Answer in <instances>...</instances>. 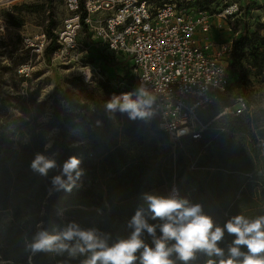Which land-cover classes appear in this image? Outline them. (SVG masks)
Here are the masks:
<instances>
[{
	"label": "rangeland",
	"instance_id": "1",
	"mask_svg": "<svg viewBox=\"0 0 264 264\" xmlns=\"http://www.w3.org/2000/svg\"><path fill=\"white\" fill-rule=\"evenodd\" d=\"M176 1L189 13L208 12L213 23L210 38L231 41L233 50L243 32L249 36L234 57L238 61L234 71L242 70L243 80L233 78L230 89L218 93L204 113V119L213 123L199 141H174L154 132L148 117L132 119L119 108L108 109L114 96L123 103V95L131 93L130 99L136 100L133 91L121 84L131 74V59L120 63L105 52L103 62L100 55L87 59L88 54H83L79 63L64 64L54 59V53L48 57L46 51L37 55L27 49L24 40L48 28L55 34L62 25L67 15L63 0H17L13 14L2 12L22 26L10 24L6 36L0 35V154L5 149L1 139L3 143L9 139L23 157L15 166L12 208L6 210L0 202V264L31 263L35 252L30 245L43 231L50 194V169L41 175L32 163L37 154L44 156L38 141L47 151L62 140V134L69 147L83 145L89 150L87 158L79 159L78 171L86 186L105 202L110 193L113 200L123 199L132 188L158 197L174 196L186 181L178 178L179 172L187 167L202 178L219 206L234 205L237 216L254 220L252 210H258L262 202L254 195L258 189L248 191L247 185L258 166L252 134L263 144L260 159L264 165V137L260 135L264 130V68L254 67L249 54L255 47L264 52V0ZM235 3L241 6V15L222 21L219 15ZM80 40L88 42L83 32ZM51 43L49 36L47 47ZM22 65L30 66L29 73H19ZM237 95L248 98L250 116L223 115ZM18 246L26 253L19 252Z\"/></svg>",
	"mask_w": 264,
	"mask_h": 264
},
{
	"label": "built area",
	"instance_id": "2",
	"mask_svg": "<svg viewBox=\"0 0 264 264\" xmlns=\"http://www.w3.org/2000/svg\"><path fill=\"white\" fill-rule=\"evenodd\" d=\"M16 1L0 0L1 36H6L10 29V22L2 12L13 14ZM186 1L189 4L196 0ZM63 2L67 15L55 30L58 44L53 54L55 60L64 64L79 63L96 48L120 63L131 59L130 82L121 80V84L137 91L143 87L155 98L150 109L157 118L158 129L174 141L203 138L213 123L204 119V113L218 93L230 87L233 44L210 38L213 23L208 12L189 13L176 0ZM241 13L239 4L235 3L219 18L227 22ZM82 32L88 42L80 40ZM199 32L205 39L200 38ZM24 42L27 49L40 55L47 48L49 36L42 31ZM29 70V65H22L19 73L27 74ZM252 112L248 98L237 95L223 115L239 117Z\"/></svg>",
	"mask_w": 264,
	"mask_h": 264
},
{
	"label": "trees",
	"instance_id": "3",
	"mask_svg": "<svg viewBox=\"0 0 264 264\" xmlns=\"http://www.w3.org/2000/svg\"><path fill=\"white\" fill-rule=\"evenodd\" d=\"M239 7L241 9L240 5ZM8 20L10 24H14L16 27L22 26L21 21H11L9 18ZM46 33L52 38L51 45L45 49L46 55L50 57V55L58 49V44L56 41V35L53 33L52 29L48 28ZM248 38L249 36L247 31L243 32L238 39L235 50L232 48L229 66L230 86L233 78H237L240 82L243 80L242 70H237V72L234 71L235 67H238V61H234V57L238 49L240 50L244 48ZM103 53L104 52H101V50L96 48L90 50L86 57L88 59L91 57L93 58V56L100 55L103 62L105 59V55ZM249 58L251 59L254 67L259 69L264 68V52L260 48H253L249 54ZM122 80L130 82V78H123ZM229 89L230 87L227 90ZM129 90L133 91L135 99H137L139 95L138 91L135 89ZM145 110L151 112V115L148 116V118L152 120L151 126L153 131L163 133L158 129L157 118L152 110ZM244 115L250 116L249 114ZM248 121V126L251 128L252 121L250 123V118ZM9 134H11V137L14 135L13 133ZM260 135L262 138L264 137V130L260 131ZM41 136H39V138H42ZM258 138L259 136L252 134V153L258 162V166L256 167L253 177L247 185L248 191L250 190L253 192L254 188L258 189V194L254 193V195L262 202V205L257 207L258 210H252L255 212V216L253 217L254 220L264 216V165L260 159L263 144ZM1 140V145H5V149H2L0 154V174L2 178L0 181V202L4 209L9 210L12 208V192L14 189L15 177L17 175L15 166L22 160L23 153L20 150L13 148L12 142L9 141V139H6L4 143L3 139ZM38 143L40 144L39 151L44 152V156L47 157V159L55 162V166L50 169L48 177L50 183V194L47 199L43 231L47 232L50 236H58L67 229L69 224L75 223L81 230H95L98 237L104 239L108 246H112L120 240L129 239L131 237L134 229L129 227V222L138 210H142L144 218L147 222L150 225L156 226V232L155 236H153L149 235L147 231H144L141 234L140 239L143 240L147 246L152 248L155 247L154 239L162 236L159 228L160 225L166 221L160 220L159 218L153 219V213L150 211L148 203L144 199L145 194L141 192L139 188H132V191L124 196L123 199H120V197H114L115 200H113V196L110 193L108 201L105 202L102 198L96 197L91 189L86 186L85 181L80 176L79 178H76V172H79L77 168L72 172L74 184H72L71 190L60 189L57 191L52 185L53 178L61 176L65 182L71 184V182L68 181V177L63 174L65 163L73 157L78 160L80 158H87L89 150L83 145L69 147L67 137L63 134L62 140L53 145L47 151H44V144H42V142L40 143V141H38ZM79 164H81V162ZM184 177L186 178V181L179 184V198L187 200L189 205H201L203 214L212 219L214 228H224L229 220L237 216L236 209L232 208L234 205L232 207L230 204L219 206L208 194L202 178L193 171H190L187 167L181 169L178 175V178ZM115 202H123L124 204L117 206ZM107 203L109 204L110 209H108ZM248 212L250 211H246V213ZM235 239V235L229 234L225 229L224 236L221 241L217 242V246L224 251L223 257H217L215 255L208 256L205 252L198 250L194 253L193 259L188 261L187 264H209V261H212L213 264H220L221 259L227 260L230 258L229 248L235 246L233 244ZM63 242L68 245V250L63 251L62 253H57L56 251H37L32 255L30 264H84V261L91 255V253H85L82 255L77 254V256L73 258L70 256V250L77 243L82 242L78 241L76 238L71 241ZM174 243L175 241L173 240L166 241V246L171 247ZM240 250L242 253H248L246 246H240ZM18 251L26 253L25 249L19 246ZM142 251L143 249L137 252L136 255L138 259L135 264H140L139 257ZM169 259H171L174 264H184L183 261L178 259L175 253H173ZM235 264H243V256L235 258Z\"/></svg>",
	"mask_w": 264,
	"mask_h": 264
},
{
	"label": "clouds",
	"instance_id": "4",
	"mask_svg": "<svg viewBox=\"0 0 264 264\" xmlns=\"http://www.w3.org/2000/svg\"><path fill=\"white\" fill-rule=\"evenodd\" d=\"M138 91L139 95L135 101L130 99L131 93L123 95V103H121V97L114 96L107 105L108 109L119 108L121 112H128L132 119L150 116L151 112L145 109L151 108L155 98L143 87ZM79 163L80 161L73 157L64 165L63 174L68 177L71 184L65 182L61 176L53 178L52 185L57 191L71 190L74 184L72 172L78 168ZM54 166V161L40 154H37L32 163L33 170L41 175H47L48 170ZM81 174V172H76V178H79ZM144 199L153 213V219L159 218L166 221L160 225L159 230L162 236L154 239V248L147 246L140 239L144 231L153 236L156 232V226L147 222L142 210H138L129 222V227L134 229L131 237L120 240L112 246H108L104 239L98 237L95 230H81L77 224L71 223L58 236H50L45 231H39L30 248L33 252L62 253L68 250V245L63 241L76 238L82 243H77L70 250V256L75 258L77 254L91 253L84 264H135L138 259L136 254L141 249L143 251L139 257L140 264H174L169 259L173 253L180 261L187 264L198 250L205 252L208 256L223 257L224 251L217 246V242L221 241L226 229L229 234L235 235L236 239L233 241L235 246L229 248L230 258L221 259L220 264H235V258L241 256H243V264H264V255H261L264 254V216L249 221L239 215L229 220L224 228H214L212 219L203 214L201 205H189L187 200L179 198L178 193L169 197L145 194ZM169 240L175 241L171 247L166 246V241ZM240 246H246L248 253H242ZM209 264L213 262L209 261Z\"/></svg>",
	"mask_w": 264,
	"mask_h": 264
}]
</instances>
